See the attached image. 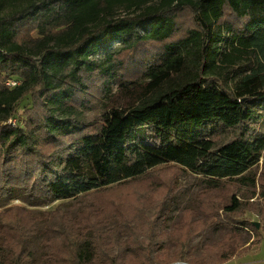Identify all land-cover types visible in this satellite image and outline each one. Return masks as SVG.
Here are the masks:
<instances>
[{"label": "trees", "instance_id": "trees-1", "mask_svg": "<svg viewBox=\"0 0 264 264\" xmlns=\"http://www.w3.org/2000/svg\"><path fill=\"white\" fill-rule=\"evenodd\" d=\"M115 40L116 50L92 59ZM244 64L250 73L233 87L213 74ZM112 69L123 82L147 76L146 95L59 133L57 117L102 96ZM25 97L32 107L24 124ZM263 99L264 0H0V193L24 187L82 206L62 221L59 242H45L43 264H224L257 245L258 229L244 216L264 221V137L246 141L242 131L259 110L248 103ZM11 118L16 126L6 124ZM40 124L37 145L32 129ZM260 158L263 168L253 171ZM161 165L203 175L197 208L228 229L196 258L193 238L206 223L188 210L170 232L176 253H157L162 219L146 213L153 200L141 201L138 191L147 188L135 182ZM242 185L258 186L257 200L252 192L240 198ZM2 223L0 264L29 263L21 242L34 232L32 218L6 213ZM118 233L128 255H112Z\"/></svg>", "mask_w": 264, "mask_h": 264}, {"label": "rangeland", "instance_id": "rangeland-1", "mask_svg": "<svg viewBox=\"0 0 264 264\" xmlns=\"http://www.w3.org/2000/svg\"><path fill=\"white\" fill-rule=\"evenodd\" d=\"M119 13L125 14L126 12L120 11ZM148 28V24L141 25L136 29V33L143 34ZM25 29L22 30L23 34L28 32V29ZM221 31V34L225 36V31L223 29ZM120 44V40L110 41L105 45V50L100 51L92 59L97 62L103 60L107 52L116 50ZM220 47L221 50L227 49L226 38H222ZM250 70L251 65L244 64L228 67L226 69V76L217 72L213 74L217 78L225 80L228 86L233 87L243 76L249 74ZM109 72L108 88L102 96H97L92 104L85 105L81 103L75 105L73 117L69 115H59L57 117L58 120L60 119L57 129L59 133L92 123L111 108L125 109L132 107L146 95V85L149 82L147 76H144L137 82L129 83L123 82L120 79V75L114 69ZM254 105H257L259 108L256 119L253 120L254 123L249 129L242 131L244 140L246 141L264 137V99L253 100L248 103V106ZM31 107L32 101L30 97H25L19 104L18 113L21 114L20 116H22L24 124L27 120L26 111ZM43 130L44 128L41 124L32 129V136L37 145L43 141ZM230 133L231 131L228 130L222 132L216 147L222 145L230 137ZM261 165L262 158H260L258 168L254 166L253 171L257 170V172H260L263 168ZM135 183H140L143 187L147 188V191H138L141 201L149 195L153 200L152 205L147 208L146 213L150 216L158 215L162 219L159 231L163 234V237L158 241L157 249L160 248V250L157 253H165L168 256H173L176 253V247L170 240V232L173 224H176L182 218L186 210L192 212L194 220L201 219L206 223L203 232L193 238V249L191 250L193 258L203 254L210 245L220 241L224 234L228 232L227 228L216 223V217L207 219L197 208V194L205 184L203 175L161 165L156 168L151 178L137 180ZM166 187H169L167 191H165ZM168 191H171V193L168 194ZM241 191L238 193V196L242 199L243 196L241 195L243 192L254 193L250 201H255L259 197L258 186L242 185ZM76 204L77 202L72 199L49 197L48 200H42L39 196L32 194L30 190L24 187L11 186L5 193H0V236H3L1 235L4 229L2 222L6 213L9 217H13L15 213L31 217L34 222V232L21 242L24 256L27 254L31 256V261L27 264H43L44 255L46 257L43 250L45 242L53 238L59 242L62 221L64 223L70 222L69 219H75L82 210V206ZM244 220L252 222L254 225L255 222H258L259 227L257 228L256 225L255 227L258 229L260 236L259 242L251 249L240 253L237 257L228 260L224 264H264V221L250 212L244 216ZM109 225L111 226L112 224L109 223ZM98 228L102 229L103 232L107 230L104 224L99 225ZM242 236L247 240L252 236L251 231L245 229L242 232ZM125 239L126 237L122 233H118L115 236L112 244L114 246L112 255H128L126 253L131 249L126 246ZM58 248H60L59 245Z\"/></svg>", "mask_w": 264, "mask_h": 264}, {"label": "built area", "instance_id": "built-area-1", "mask_svg": "<svg viewBox=\"0 0 264 264\" xmlns=\"http://www.w3.org/2000/svg\"><path fill=\"white\" fill-rule=\"evenodd\" d=\"M5 84L8 85V86H9V85L12 86V85H15L16 83L13 82V81H7ZM17 123H18V121H17L16 118H11V119H9V120L6 122V124H7V125H10V126H16Z\"/></svg>", "mask_w": 264, "mask_h": 264}, {"label": "water", "instance_id": "water-1", "mask_svg": "<svg viewBox=\"0 0 264 264\" xmlns=\"http://www.w3.org/2000/svg\"><path fill=\"white\" fill-rule=\"evenodd\" d=\"M255 225H256V227H257V228L259 227V224H258V222H255Z\"/></svg>", "mask_w": 264, "mask_h": 264}]
</instances>
